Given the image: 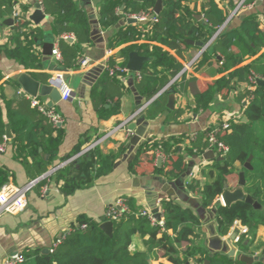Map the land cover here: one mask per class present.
Wrapping results in <instances>:
<instances>
[{
	"label": "crops",
	"instance_id": "obj_1",
	"mask_svg": "<svg viewBox=\"0 0 264 264\" xmlns=\"http://www.w3.org/2000/svg\"><path fill=\"white\" fill-rule=\"evenodd\" d=\"M40 1L19 0L17 9L20 16L31 21L30 17L35 13ZM74 1L81 8L86 9L90 16L93 42L91 45L84 46L82 56L90 61V65L86 68L65 70L56 57L44 55L46 45L52 44L54 48L60 40V37L53 33V19L44 12L46 18L40 25L31 21L33 28L40 27L44 30L43 44L38 47L42 56L41 69H25L19 62L8 58L4 52L0 51L2 116L7 127L11 128L2 95L8 99L13 98L16 85L19 87L21 96L27 100L33 99L24 93L18 82L21 74L27 73L32 78H34L32 73L38 74L34 79L42 85H47L52 79L62 75L64 82L68 83L67 85L72 89L73 96L70 101H60L52 107L64 119L61 127L64 131V140L59 148L58 156L48 167L47 173L77 153L79 154L86 147L97 141L102 142L94 151L54 173L50 181L46 180V185L41 189L35 188L31 191L25 211L0 218V264H5V261L14 254L27 256L25 258L29 261L39 255L47 259V256L43 254L46 249L50 250L51 260L52 250L55 251L67 234L71 233L70 231L79 230L81 220L88 219L100 223L101 226V220L108 209L121 200L126 202L130 212L138 214L145 210L153 213V210L158 208L159 213L163 215L161 206L164 202H174L190 207L203 223L200 231L201 238L196 241L198 247L199 245L205 247L211 255L220 257L228 264H238V262L247 264L241 260L242 256L253 258L254 261L251 264L264 263V227H261L256 234L249 230L247 234L242 235L241 241L244 240V244L240 247L241 241L239 243L235 241V233L240 234V227H237L235 231L231 229L227 236H222L219 232L216 205L223 204L222 196L214 207L205 208L200 196L188 190V186L193 181L204 183V171L216 160L219 161L217 155L214 159L210 156L206 157L209 152L207 147L201 152L193 148L191 138L224 123H229L231 128L234 124L248 123L244 114L248 100L242 97L245 90L249 88L248 82H238L235 79L228 86L223 83L235 70L221 72L220 57L213 58L212 64H205L199 71H195L193 67L189 68L185 72L186 77L182 79V72L192 61L196 62L201 57V47L189 44V47L181 45L176 50L164 47L183 67L182 72L175 78L169 77L171 81L160 91L178 81L176 86L172 87L173 83L167 90L168 110L155 118L145 117V110L138 118L129 122L128 129L131 134H128L125 129L112 133L119 126L127 123L151 100L148 101L139 94L136 86L139 80L136 73L117 74L108 84V93L111 98L104 102V106L106 109L117 107L119 112L108 119L100 118V113L92 104L93 88L106 72L111 58L117 59V65L122 63L123 59L119 57V53L130 44L116 49L108 48L109 38L123 23L109 30L101 28L99 24L101 0ZM192 1L191 5H197L198 12L202 13V5L206 0ZM245 1L216 0L218 6L228 15L227 21L218 30L216 37L225 29H239L243 18L248 15H256L261 23L260 28L264 30V0H256L248 5H245ZM232 6L235 9H232ZM9 19L15 20L12 16L0 22V50L10 44L13 25L8 26L5 23ZM198 20L205 21L203 13ZM96 23L101 30L99 35L94 34ZM143 24L145 23H136L139 26ZM74 42L75 38L70 43ZM137 43L157 44L144 39ZM234 51L238 53L240 50L236 47ZM263 53L264 48L256 57L246 56L243 65L256 60ZM67 78L68 82H66ZM37 100L47 107L50 103L49 97L39 96ZM203 105L205 108L196 110ZM11 133V139L5 137L9 142L2 144L5 148L3 152H0V168L8 173L6 185L23 187L47 173L34 180L31 178L21 160L15 157V151L10 145V141L15 137L12 128ZM162 143L168 146L163 147L164 159L160 157L158 148ZM99 155L113 156L114 165L110 173L95 177ZM42 158L48 161L50 155L42 152ZM245 164H236L235 171L225 181L230 191L234 192L240 187L241 174L247 170ZM159 168L161 171H158ZM45 188L48 189L47 192H44ZM245 193L251 196L246 191ZM254 202L257 204V209L264 208L255 199ZM170 234H172L171 231ZM148 240L149 237L143 238L139 234L136 235L130 251L146 252L148 264H172L164 256L163 250L149 251L145 246V241ZM230 240L236 248L235 256H230L233 248L229 244ZM191 246V243L186 242L180 245L178 250L183 256L186 249ZM200 257L201 255L198 254L196 258L200 259ZM196 258H191L188 264H206L208 261L198 262Z\"/></svg>",
	"mask_w": 264,
	"mask_h": 264
},
{
	"label": "trees",
	"instance_id": "obj_2",
	"mask_svg": "<svg viewBox=\"0 0 264 264\" xmlns=\"http://www.w3.org/2000/svg\"><path fill=\"white\" fill-rule=\"evenodd\" d=\"M255 1L246 0L245 5ZM41 2L44 12L53 19L54 35L60 37L61 67L65 70L79 68L84 46L93 42L91 20L87 10L81 8L74 0ZM192 2L163 0L162 11L157 16L158 22H147L140 26L128 24L129 16L154 14L157 0H101L99 3V24L103 30L123 23L109 38L108 48L116 49L130 44L120 51L119 57L123 61L119 66L126 68L129 55L135 50L150 58L140 72L141 79L136 85L139 94L148 101L155 98L146 109L145 117L155 118L168 110L167 91L157 95L171 81L169 77L173 79L183 70L164 47L170 50H176L181 45L189 47L187 41L203 42L206 45L227 21L228 15L218 6L216 0H206L203 3L202 13L205 21L198 20L202 13L198 12L197 5H191ZM18 3L19 0H0V22L13 16ZM232 9L235 7L232 6ZM260 26L256 15L245 16L239 29L222 31L192 66L195 71H199L205 64H212L213 58L220 57L221 72L235 70L223 83L228 86L236 79L238 82L249 84V88L242 95L248 100L244 112L248 123L234 124L229 132L220 135V139L229 146L230 151L223 160H216L204 171V183L193 181L188 186L190 192L200 196L205 208H212L217 204L224 192L225 181L235 171L236 164L244 165L251 156L253 170H245V191L264 207V86L252 82V79L256 78L264 80V53L249 64L243 65L246 56L256 57L264 48V30ZM11 29L9 46L0 51L19 62L25 69H41L42 56L38 47L43 44L44 30L40 27L33 28L31 21L21 16L15 18ZM64 34L73 35L75 42L70 43L62 39ZM143 39L157 44L137 43ZM236 47L240 50L238 53L234 51ZM116 60L115 57L111 58L109 66L117 65ZM32 75L35 79L38 76L36 73ZM185 77L186 73L181 76L182 79ZM111 78L108 71L104 72L92 91V104L103 119L119 112L117 107L106 109L104 106V102L111 98L108 93ZM177 82L172 87L176 86ZM16 86L13 98L8 99L2 95L9 125L15 135L10 145L15 151V157L21 160L34 180L47 173L48 167L58 156L64 140V131L62 128H54L47 116L32 107L31 100L21 96L19 87ZM200 108H205V105L196 110ZM6 127L0 105V145L9 142L5 139ZM208 133L209 131H205L195 135L192 147L200 152L206 149L205 139ZM162 146L168 147L165 143H162ZM41 150L50 155L48 161L42 158ZM113 165V156L99 155L95 177L110 173ZM158 171H161V168ZM7 181L8 173L0 168V190ZM45 185L46 180H41L35 188L41 189ZM216 206L219 232L222 236L229 234L236 221H240L255 234L264 227V208L257 209L245 202H238L231 207L218 204ZM161 207L164 227L153 225L147 217L137 212H130L121 221L114 223L110 236L100 228V223L83 219L81 225L87 224L88 229L67 234L65 240L51 254L50 261L39 255L31 261L27 259L23 264H148L146 252L130 251L133 239L138 234L143 238L149 237V240L145 241L149 251L163 250L164 256L172 264H188L190 259L196 258L198 254L202 257L196 258L198 262L208 260L210 264H228L220 257L211 255L205 247H198L196 244L201 238L203 223L192 208L174 202H164ZM243 241L239 243L240 247L243 246ZM186 242L192 246L187 248L182 256L178 248Z\"/></svg>",
	"mask_w": 264,
	"mask_h": 264
},
{
	"label": "built area",
	"instance_id": "obj_3",
	"mask_svg": "<svg viewBox=\"0 0 264 264\" xmlns=\"http://www.w3.org/2000/svg\"><path fill=\"white\" fill-rule=\"evenodd\" d=\"M40 4L42 5L41 1H40ZM157 16L158 15H156L155 13L154 14L153 13L152 14H142L139 16H134V15L129 16L128 19H134L135 18L140 23H147V22L156 23V22H158ZM17 17H20V14L18 12L17 7H15L13 18L15 19ZM220 31H222V29ZM62 39L70 41V40L74 39V36L64 34L62 36ZM215 39H216V36L209 43L206 44V47L203 50V53L209 49V47L211 46V44L213 43V41ZM52 55L54 57H56L59 61H62V54H61V51L59 48V43H57L55 45V47L53 48ZM194 63H195V60L192 61L191 64H189L188 68L185 71H183L181 75H183L189 68H191ZM79 64H80V67L86 68L90 65V61L88 59L81 58L79 60ZM106 71H108L110 76H112V77H114L117 74L123 75V74H127L130 72L127 67L124 68V67H121L119 65H115L114 67L107 66ZM136 74H137V79L140 80L141 79L140 73H136ZM52 80L54 82L58 83L60 86L59 90L61 93V101H63V102L70 101L72 96H73V91L64 82L62 75H59L56 79L54 78ZM258 80H259L258 78L252 79V82L254 84H257ZM172 84L169 85V87H167L164 90V92H166L172 86ZM154 100H155V98L152 99L149 102V104L151 102H153ZM31 102H32V107L37 108L40 113H42L43 115L48 117L50 122L53 124L54 128H61L62 127V125L64 124V119L53 108H49L46 105H42L37 100V98L31 99ZM148 105L141 107L136 112V114L127 123L122 124L116 130H114L112 133L125 129L128 134H131L130 130L128 129L129 122L134 121L141 114H143ZM230 128H231V125L229 123H224L223 125H219V126L215 127L214 129L210 130L206 136V139H205V141L207 143V151H213L215 155L219 156V158H224L228 154V152L230 151V148L222 139H220V135L223 133L229 132ZM194 139H195V137L191 138L192 141ZM101 142L102 141H97L96 143L86 147L83 151H81L79 154L75 155L74 157H71L69 160H67L62 165H60L56 168H53L49 173H47L43 177H41L35 181H32L23 187H19V186H15V185L3 186L2 189L0 190V218L4 215H17V214H20L23 211H25V209L28 207V195L30 194L31 191H33L35 189V187L37 186V184L41 180L50 181V177L54 173L61 170L62 168H64L68 164L75 163L81 157H83V156L87 155L88 153L94 151V149L97 147V145L100 144ZM4 148H5L4 146L0 145V152H3ZM158 148H159L160 157L162 159H164L165 155L163 153L162 144H159ZM47 191H48V189L45 188L44 192H47ZM129 213H130V208L128 207V205L126 204V202L124 200L123 201L121 200L117 203V205L112 206L111 208L108 209L107 213L105 214V218H106V221L112 222L114 224L115 222L121 221L125 217V215L129 214ZM141 216L147 217L152 222V224L155 226L164 227L165 223H164L163 215H161V219L158 220V219H156L155 215L151 211L145 210L141 213ZM237 227H240V230H239L240 234L238 235L237 233H235V235H236L235 241H236V243H239L241 241L242 235L247 234L249 229L247 226L242 225L240 221H236L233 224L231 229L233 231H235V229ZM78 229L81 231H86L88 229V225L82 224ZM75 230L73 229L70 232H74ZM58 243H60V241ZM52 252H54V250H52ZM25 261H26V258L23 255L14 254L9 259H7L5 261V264H23Z\"/></svg>",
	"mask_w": 264,
	"mask_h": 264
},
{
	"label": "water",
	"instance_id": "obj_4",
	"mask_svg": "<svg viewBox=\"0 0 264 264\" xmlns=\"http://www.w3.org/2000/svg\"><path fill=\"white\" fill-rule=\"evenodd\" d=\"M36 8L37 9H36L35 13L33 15H31L30 19L36 25H40L45 20L46 14L44 13L43 7L40 3L37 4ZM162 8H163V0H157L156 6L154 8V13L156 15H159L162 11ZM5 23L8 26H12L14 24V20L9 19V20L5 21ZM128 23L129 24H136V23H138V20L135 18L134 19H128ZM94 34H97V35L101 34V30L99 29L98 23H96V25H95ZM70 42H73V39L70 40ZM187 44L196 45V46L201 47L200 55L203 53V50L206 47V45L203 42L187 41ZM44 49H45L43 52L44 55H47V56L52 55V50H53L52 44L46 45L44 47ZM149 61H150V58L141 56L139 53V50H135L129 55L127 68L129 69L130 72L140 73V72H142L144 65ZM18 82L21 85L24 93H26L31 98H37L39 96L49 97L50 98V103L48 104L49 108H52L55 103H58L61 101V93L59 90L60 86L58 83L54 82L53 80H51L47 85H42L39 81L32 78L29 74L24 73V74H21L19 76ZM257 83L259 86H264L263 80L259 79ZM163 92H164V90L162 92H160L159 95H161ZM170 107H171V105H170ZM133 126H135V125L133 124ZM6 138L7 139L12 138V133H11L10 127H7ZM207 156H210L212 159L215 158V154L213 151H209L206 154V157ZM222 159L223 158H218L219 161ZM252 160H253V156H251L248 159V161L246 162L245 169H247L249 171L253 170ZM241 177H242L241 185L234 192L229 190L227 183L224 184L225 189H224V192L222 194L223 204L219 203L218 205L225 206V207H231L232 205H234L238 202H245L247 204H251V205L257 207V204L254 202V199L251 196L247 195L244 191V187L246 186L245 173H242ZM153 214L155 215L156 219H158V220L161 219V214L159 213L158 208H155L153 210ZM101 221H102V224H101L100 228L106 234L111 236L113 233L114 224L112 222L106 221L105 217L102 218ZM229 244L233 247V242L231 240L229 241ZM49 253H50L49 249H46L43 252V254L47 256L48 261L50 260ZM235 254H236V248L233 247L232 251L230 253V256H235ZM241 260L247 264H251L254 261L253 258L247 257V256H242ZM206 264H210V262L206 261Z\"/></svg>",
	"mask_w": 264,
	"mask_h": 264
},
{
	"label": "rangeland",
	"instance_id": "obj_5",
	"mask_svg": "<svg viewBox=\"0 0 264 264\" xmlns=\"http://www.w3.org/2000/svg\"><path fill=\"white\" fill-rule=\"evenodd\" d=\"M67 81L66 82H68V78L66 79ZM68 84V83H67Z\"/></svg>",
	"mask_w": 264,
	"mask_h": 264
}]
</instances>
